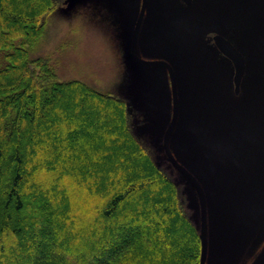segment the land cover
<instances>
[{"label":"rangeland","instance_id":"obj_1","mask_svg":"<svg viewBox=\"0 0 264 264\" xmlns=\"http://www.w3.org/2000/svg\"><path fill=\"white\" fill-rule=\"evenodd\" d=\"M142 3L59 0L44 38L30 55L49 58L64 82L80 81L129 101L132 127L145 100L149 122L159 136L155 146L163 145L164 150L173 116L170 73L166 67L138 64L131 56ZM218 34L245 56L247 72L239 97L234 92V67L214 44ZM137 55L143 62L169 63L175 73L179 119L170 148L206 195V264H258L264 257V0H195L192 8L181 0H146ZM149 132L143 127L144 135ZM155 152L163 156L161 147ZM165 157L188 188L202 254L199 196L166 153ZM47 160V169L34 179L31 196L52 201L49 216L61 207L67 192L73 220L84 219L92 233L96 228L90 213L98 218L96 182L78 176L73 164L57 168L51 158ZM50 170L58 174L49 176ZM52 256L66 259L63 254Z\"/></svg>","mask_w":264,"mask_h":264},{"label":"trees","instance_id":"obj_2","mask_svg":"<svg viewBox=\"0 0 264 264\" xmlns=\"http://www.w3.org/2000/svg\"><path fill=\"white\" fill-rule=\"evenodd\" d=\"M58 2L0 0V264H200L188 188L155 146L145 100L132 127L129 101L31 58ZM48 157L96 182L92 233L73 220L67 192L49 216L52 201L31 196Z\"/></svg>","mask_w":264,"mask_h":264},{"label":"water","instance_id":"obj_3","mask_svg":"<svg viewBox=\"0 0 264 264\" xmlns=\"http://www.w3.org/2000/svg\"><path fill=\"white\" fill-rule=\"evenodd\" d=\"M187 7L192 8L194 5L195 0H181ZM145 6L146 0H143L141 13L136 24V28L134 31V37L132 42V51L131 56L136 63L144 65V66H152V67H166L170 73L171 84H172V95H173V116L172 122L166 132L164 137V151L166 153L167 158L172 163V165L187 179V181L194 187L196 190L201 210H202V233H201V240H202V254H201V263L206 264L207 260V250H208V212H207V202H206V195L204 189L200 182L193 176L191 172H189L185 167H183L179 162L175 159L171 148H170V138L173 131L176 128L179 119V100L177 94V84H176V77L172 66L166 62H143L138 55H137V42H138V34L140 30V26L144 17L145 13ZM214 44L217 50L226 58L228 59L233 67H234V87H235V95L239 96L241 94L243 81L246 76L247 72V64L246 60L241 53V51L227 38L223 35L218 34L213 37ZM264 258L258 263L263 264Z\"/></svg>","mask_w":264,"mask_h":264},{"label":"flooded vegetation","instance_id":"obj_4","mask_svg":"<svg viewBox=\"0 0 264 264\" xmlns=\"http://www.w3.org/2000/svg\"><path fill=\"white\" fill-rule=\"evenodd\" d=\"M263 258H264V257H263ZM263 258H262V259H263ZM263 264H264V263H263Z\"/></svg>","mask_w":264,"mask_h":264}]
</instances>
